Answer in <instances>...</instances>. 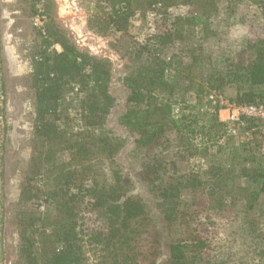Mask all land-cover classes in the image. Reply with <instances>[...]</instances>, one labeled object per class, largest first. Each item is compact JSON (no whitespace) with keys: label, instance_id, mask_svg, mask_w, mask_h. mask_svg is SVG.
Segmentation results:
<instances>
[{"label":"trees","instance_id":"trees-1","mask_svg":"<svg viewBox=\"0 0 264 264\" xmlns=\"http://www.w3.org/2000/svg\"><path fill=\"white\" fill-rule=\"evenodd\" d=\"M46 2L51 20L42 42L44 50L32 58L31 78L37 96L36 134L49 150L46 159L43 152L38 156L35 176H40L41 163L55 168L63 152H69L70 159L62 167L67 166L64 174L48 172L52 185L42 200L54 204V215L38 212L44 202L32 201L39 198L36 185L24 186V213L30 214L22 221L17 264H99L98 259L105 264H213L207 254L213 235L205 232L214 225L210 212L237 203L244 204L245 216L254 209L264 196V155L256 145L230 144V138L227 144H219L224 132L218 115H199L186 95L192 91L201 95L207 83L223 93L233 89L235 96L230 100L239 104L264 102V36L243 40L240 49L229 50L217 64L211 56L181 44L190 36L200 41L207 38L222 0H88L84 4L88 27L101 36L129 35L135 21L144 20L148 12L160 16L155 33L134 43V64L122 77L126 110L118 120L135 137L137 149L148 154L142 179L158 198L161 229L143 197L130 194L132 180L116 160L124 139L103 128L116 104L110 90L112 60L80 49L52 17L54 1ZM251 2L261 10L264 24V0ZM182 7L189 9L173 15L174 9ZM232 18L247 20L238 14ZM54 44L62 50L48 51ZM203 65L210 69L209 75L204 82L197 81L193 71ZM74 86L80 87L76 94L82 96L77 111L82 123L69 131L61 113L66 93L74 92ZM172 133L177 137L175 149ZM197 136L203 143H209L210 137L219 147L204 170L190 165L193 156L208 150L194 142ZM156 151L161 158L150 156ZM185 191L191 193L190 202L182 201ZM85 202L90 209H99L106 223L103 228L83 231L80 219ZM87 213L91 211H85V217ZM87 246L100 249L101 255L91 259Z\"/></svg>","mask_w":264,"mask_h":264},{"label":"rangeland","instance_id":"rangeland-1","mask_svg":"<svg viewBox=\"0 0 264 264\" xmlns=\"http://www.w3.org/2000/svg\"><path fill=\"white\" fill-rule=\"evenodd\" d=\"M53 1L52 17L68 31L77 46L93 55L109 58L113 62L110 90L116 99V104L103 128L112 130L124 139L125 146L116 160L124 173L132 180L130 194L143 197L158 221L159 227L163 229L162 218L160 219L157 207L158 198L142 179V165L148 159V154L145 149H137L135 137L118 120L120 114L126 110L127 90L122 84V77L134 64L131 60L134 55V43L155 33V24L160 16L148 12L144 20L135 21L129 35L123 36L120 32H112L108 36H101L88 27V14L84 8L88 0L86 2L83 0ZM38 3L40 0L35 2L34 0H0V264H17L19 261L23 222L29 219L30 214L24 213L26 209L22 203L24 186L36 185L38 189H34V192L39 193V198L32 201H41L52 185L51 181L47 180L48 172L54 170L56 174H64L67 166L64 169L62 167L67 165L70 159V153L63 152L59 154L55 168L50 164L41 163L43 167L40 176H35L37 160L40 162L38 156L43 152L42 158L46 159L45 155L49 150L48 146L43 145L37 138L35 128L37 96L32 87L31 78L32 58L45 47L42 44L44 37L35 26ZM253 3L251 0H239L228 4L227 0H222L220 14L211 25L207 38L200 41L190 36L181 45L185 48L194 47L199 53L202 51V54L211 56L213 63H220L229 50L240 49L243 40L256 34L264 36L262 12ZM188 9L189 7L176 8L173 10V15L186 13ZM45 10L48 15L47 23H49L51 19L46 5ZM234 14L247 18L246 23L242 20H234L232 18ZM56 45H52L48 51H61L62 48ZM185 59V61L190 60L188 57ZM209 72L210 69L206 65L196 67L193 71L197 81H203ZM183 85L185 87L187 82L185 81ZM205 92L206 90L199 96L195 91L186 95L189 103L195 106L196 112L203 116L207 114L200 110ZM223 94L230 100L232 96H235V91L227 89ZM66 96L61 120L66 121L69 131H75L81 126L77 111L81 108L80 97L82 96L70 90ZM223 116H225L224 113ZM202 138L206 137L202 135ZM202 138L197 136L194 142L201 148L208 147L207 152L204 151L206 156L203 152H199L191 158L190 163L192 168L199 170L206 169L209 163L208 158L219 149L216 143L210 142V137L207 140L209 143H203ZM170 139L172 149H175L176 135L172 133ZM227 140L224 143L218 140V143L225 145ZM236 142L234 139L228 141L230 144ZM150 156L155 159L161 158V153L156 151ZM35 157L38 158L35 159ZM226 163L229 167V163ZM242 181L243 184H247L246 180ZM182 197L183 202H190V191L183 192ZM43 202L44 204L38 207V212L43 216L54 215V204ZM83 207L80 222L85 233L106 225L99 209H90L86 202ZM243 209L244 204L237 203L234 207L227 205L222 210L210 212L214 225L212 229H206L205 232L213 235V247L207 253L211 256V263L264 264V196L260 197L247 216L243 213ZM85 211H91V213H87L85 217L83 214ZM253 244L259 247H253ZM86 251L91 259L101 255L100 249L95 247L87 246ZM96 262L105 264L101 263V259Z\"/></svg>","mask_w":264,"mask_h":264},{"label":"built area","instance_id":"built-area-1","mask_svg":"<svg viewBox=\"0 0 264 264\" xmlns=\"http://www.w3.org/2000/svg\"><path fill=\"white\" fill-rule=\"evenodd\" d=\"M45 1L40 0L37 4L38 13L35 19V26L43 37L47 36L48 22ZM38 58L36 56V59ZM205 88L206 92L200 110L203 113L218 115L224 132L219 142L224 143L230 138L248 145H256L259 153L264 155V102L239 104L226 99L221 91L209 88L207 83H205ZM74 91L80 93V87L74 86ZM224 111L227 112L225 116H223ZM179 112L180 106L178 105L175 113L178 115Z\"/></svg>","mask_w":264,"mask_h":264},{"label":"crops","instance_id":"crops-1","mask_svg":"<svg viewBox=\"0 0 264 264\" xmlns=\"http://www.w3.org/2000/svg\"><path fill=\"white\" fill-rule=\"evenodd\" d=\"M57 45H58L59 47H61L59 44H57ZM228 90L233 91V89H230V88H229ZM223 113H224L225 115L227 114V112H225V111H224Z\"/></svg>","mask_w":264,"mask_h":264}]
</instances>
